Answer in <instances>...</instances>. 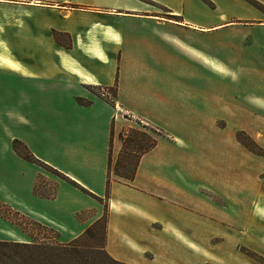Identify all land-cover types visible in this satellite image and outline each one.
I'll return each instance as SVG.
<instances>
[{
  "label": "crops",
  "instance_id": "obj_1",
  "mask_svg": "<svg viewBox=\"0 0 264 264\" xmlns=\"http://www.w3.org/2000/svg\"><path fill=\"white\" fill-rule=\"evenodd\" d=\"M210 1L0 0V201L67 242L107 205L106 250L129 264H164L148 256L170 253L164 231L192 247L196 224L240 222L226 150L242 154L238 131L264 134V11ZM135 120L163 134L107 197L110 153Z\"/></svg>",
  "mask_w": 264,
  "mask_h": 264
},
{
  "label": "rangeland",
  "instance_id": "obj_2",
  "mask_svg": "<svg viewBox=\"0 0 264 264\" xmlns=\"http://www.w3.org/2000/svg\"><path fill=\"white\" fill-rule=\"evenodd\" d=\"M199 1L200 4L213 5L210 0ZM217 1H220V5L239 7L235 6L238 0ZM244 1L264 11L256 3L250 0ZM257 1L264 4L261 0ZM214 78L216 77L212 75V79ZM230 85L235 86V82L230 81ZM110 92L115 94L114 90ZM109 97H111L109 98L110 100L114 99L111 94ZM254 120L256 125H264V119L257 117ZM222 121L221 125L228 126L230 123V120ZM133 124V126H125L122 132L126 135H131L132 129H135L149 132L150 136H155V133L150 130V128L154 127L144 123L143 120H135ZM156 130L163 134L160 129L157 128ZM149 135H135V139L138 142L140 140L146 143L150 140ZM235 137L238 141H234V143L239 148H242V154L240 155V151L235 153L228 149L226 150L225 167L227 180L225 186L227 193L242 195V220L239 222L238 218L237 224L228 222L226 232L214 230L210 232L208 227L202 223L196 224V228L192 232L194 238L192 247L186 246V240H184L187 237L186 232L185 234L179 233V237L176 238L172 232L164 231V244H167V241L173 243V246L169 247L170 253L167 255L162 253L158 254V256L149 253V257H158L160 262L164 264H168L167 260H172L175 262L174 264H264V134L249 135L243 130L238 131ZM125 144L127 148L122 144L119 152L115 150L113 152L110 175L112 178H119L127 182L129 181L128 179L118 176L116 172L128 175L134 173L139 161L140 149L136 147V143H130L129 138ZM20 147L25 151L24 146L21 145ZM124 148L125 150L123 151ZM42 172L37 181L36 191L48 195L56 188L55 175L45 169ZM228 189H231L232 192L228 191ZM233 200L226 199L228 208L232 209L234 207ZM0 212L9 217L4 219L0 216V239L35 240L36 242L59 240L60 242H67L66 236L64 237L62 233L60 236L58 229L17 212L13 208L9 210L6 206L0 205ZM88 215L89 213H85L81 217H87ZM20 226L28 234L24 233L19 228ZM29 234L33 236V239ZM102 236V228H97L95 236L87 238L85 242L91 245L102 244Z\"/></svg>",
  "mask_w": 264,
  "mask_h": 264
},
{
  "label": "trees",
  "instance_id": "obj_3",
  "mask_svg": "<svg viewBox=\"0 0 264 264\" xmlns=\"http://www.w3.org/2000/svg\"><path fill=\"white\" fill-rule=\"evenodd\" d=\"M259 7L264 9V4L260 3L257 0H250ZM111 102V100L109 99ZM155 128V127H154ZM150 128L151 131L155 133V136H150L149 132H143L140 130L132 129L131 135H126L123 132L120 134V139L122 140V144L127 148L126 144L129 138L130 143H136V147L140 149V157L149 150H151L158 141V138L162 136L160 132H157V128ZM161 131V130H160ZM141 134L149 135L150 140L148 142L140 141L139 142L135 139V135L140 136ZM21 141L15 139L14 146L16 148L21 146ZM23 148L25 151L20 149V153L22 155L33 161H38L37 158L33 156V154L28 150L25 144H23ZM20 148V147H19ZM123 149V151L125 150ZM139 162V161H138ZM112 166V152L110 153L109 158V174H108V181H107V197L110 194V186H111V175L110 169ZM138 166V164H137ZM137 167L135 172L131 175L124 174L122 172H116V174L120 177L125 179L131 180L134 178L136 173ZM0 205L6 206L9 210H12L8 204L3 203L0 201ZM0 214L4 218H9L3 215L1 212ZM107 222H108V211L106 205V211L104 215L96 220L90 227H88L82 234L78 237L74 238L69 242H60L59 240H55L53 242H36L35 240L32 241H15V240H7V239H0V264H129L123 261H119L114 259L106 250L105 242H106V230H107ZM21 227V226H20ZM23 228V227H22ZM97 228H102L103 236L102 240L103 243L99 245H91L88 244L87 238H92L95 236V232ZM33 239V236L30 235Z\"/></svg>",
  "mask_w": 264,
  "mask_h": 264
}]
</instances>
